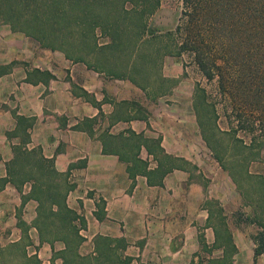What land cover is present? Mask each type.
<instances>
[{"label": "crops", "instance_id": "1", "mask_svg": "<svg viewBox=\"0 0 264 264\" xmlns=\"http://www.w3.org/2000/svg\"><path fill=\"white\" fill-rule=\"evenodd\" d=\"M0 28V178L17 165L13 147L25 130L29 139L21 148L39 147L63 186L39 203L29 195L30 180L0 181V264H34L29 243L48 248L53 264L63 258L66 264L235 261V224L194 166L201 137L184 132L181 138L186 112L174 116L173 132L171 113H150L158 92L149 91L151 82H124L118 69L74 62L33 74L28 52L14 47L20 39ZM44 206L51 211L45 218ZM31 226L38 236L29 242ZM70 230L79 238L71 239Z\"/></svg>", "mask_w": 264, "mask_h": 264}, {"label": "rangeland", "instance_id": "2", "mask_svg": "<svg viewBox=\"0 0 264 264\" xmlns=\"http://www.w3.org/2000/svg\"><path fill=\"white\" fill-rule=\"evenodd\" d=\"M203 1L207 0H198L199 4L205 6ZM158 2L152 12L145 14V35L150 34L148 29L154 31V36L150 37L152 40L144 46L148 54L147 61L142 67L137 66L138 70L132 68L128 73L125 71L124 82L131 81L128 75L134 77L136 82H151L149 91H158L150 103L152 117L171 113L173 122L170 126L174 132V126L179 127L174 116L186 112L187 118L179 121L182 141L184 132L187 135L196 133L201 137L199 150L203 153L196 158L194 166L198 169L197 173L210 183V190L219 194L215 200L216 207L222 210L230 223L235 224V239L239 246L234 262L215 261L210 264H264V250L253 256L254 241L251 237L256 230H264V65L261 71L258 70L260 80L220 82L219 70L225 71L226 81L231 79V69L220 57L221 49L216 38L206 33L202 38L203 52L216 57L215 63L218 65L212 79H207L201 73L188 51L158 54L154 44L159 45L157 49L160 52L174 49V44L180 40L174 26L182 9L180 0ZM124 4L129 5L128 2ZM5 25L8 27L0 22V27ZM11 32L20 39L14 47L19 48L17 50L21 54L28 52L26 57H29L32 67H42L53 74L59 66L69 69L74 62H77L75 65L87 66L84 61L65 57L60 50L41 47L35 39L21 32ZM96 32L98 42L108 40ZM3 34L0 30V36ZM260 42L264 45V37H261ZM86 57L92 59V55ZM151 57L154 62H150ZM249 62L253 70L257 61L252 58ZM169 82L181 83L177 87H169ZM163 89L165 92L159 94ZM178 95L186 96L187 102H178ZM186 139L191 145L190 136ZM51 231L49 225L45 232L49 234ZM33 235L38 236L37 231ZM28 237L31 242V237ZM250 252L251 258L248 257ZM28 255L36 259L34 264H38L36 254ZM49 256L50 264H53L51 253Z\"/></svg>", "mask_w": 264, "mask_h": 264}, {"label": "trees", "instance_id": "3", "mask_svg": "<svg viewBox=\"0 0 264 264\" xmlns=\"http://www.w3.org/2000/svg\"><path fill=\"white\" fill-rule=\"evenodd\" d=\"M180 1L181 15L174 26L180 40L174 44V49L160 52L159 45L154 44L158 54L188 51L201 73L212 79L218 67L216 57L205 54L202 46L204 33L210 34L220 45L222 61L231 69V79L226 81L225 71L219 70L220 82L260 80L258 70L264 65V45L260 42L264 37V0H207L203 1L205 6L198 0ZM127 2L128 6L124 4ZM158 3V0H0V22L7 24L11 31L35 39L41 47L60 50L65 57L84 61L94 69L104 68L111 73L118 69L124 78L126 72L142 67L147 61L144 46L152 40L154 31L148 29L150 34L145 35V14L152 12ZM96 31L108 40L98 42ZM88 55H92L91 60L87 59ZM252 58L257 61L253 70L249 62ZM150 62H154L152 57ZM38 71L48 70L31 68L33 74ZM128 78L136 82L134 77L128 75ZM28 139L29 134L23 130L21 142L13 147L12 163L17 165L9 167V176L0 181L30 180L29 195L42 203L53 193L60 195L63 186L53 179L57 173L49 167V160L39 147L21 148ZM50 213L44 206L42 216L45 218ZM60 215L65 217L63 213ZM74 237L79 238L77 230H70V238ZM251 237L255 257L264 250V230H256ZM69 251L74 254L72 247ZM60 264H66L64 258Z\"/></svg>", "mask_w": 264, "mask_h": 264}, {"label": "built area", "instance_id": "4", "mask_svg": "<svg viewBox=\"0 0 264 264\" xmlns=\"http://www.w3.org/2000/svg\"><path fill=\"white\" fill-rule=\"evenodd\" d=\"M36 234L35 228L31 226L28 229V236L31 237V239H35L33 234ZM37 243H29L28 246H26V252L27 254L33 253L36 254L37 257L39 258L38 264H50V252L48 248H44L41 250L42 247H37Z\"/></svg>", "mask_w": 264, "mask_h": 264}]
</instances>
